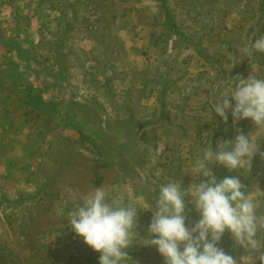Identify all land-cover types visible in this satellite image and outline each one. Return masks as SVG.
Here are the masks:
<instances>
[{
	"label": "rangeland",
	"instance_id": "obj_1",
	"mask_svg": "<svg viewBox=\"0 0 264 264\" xmlns=\"http://www.w3.org/2000/svg\"><path fill=\"white\" fill-rule=\"evenodd\" d=\"M261 36L264 0H0V46L18 48L30 93L0 125V264H99L67 221L97 188L135 206L146 237L160 186L193 183L209 133L215 146L253 132L264 152V130L214 113L238 77L264 78V53L243 51ZM213 171L240 175L264 220L260 153L239 174ZM187 215L189 227L199 220L191 205ZM218 247L262 264L229 232ZM129 256L165 264L138 243Z\"/></svg>",
	"mask_w": 264,
	"mask_h": 264
},
{
	"label": "clouds",
	"instance_id": "obj_2",
	"mask_svg": "<svg viewBox=\"0 0 264 264\" xmlns=\"http://www.w3.org/2000/svg\"><path fill=\"white\" fill-rule=\"evenodd\" d=\"M253 50L264 53V36L243 51ZM229 112L234 122L250 120L258 131L264 130V78L255 73L246 79L238 77L234 88L214 104L215 116L225 122ZM209 136L202 157L193 165V183L188 187L176 182L160 186L146 237L137 232L140 213L135 206L115 205L102 188L82 198L67 221L72 231L100 254L99 264H132L129 249L137 243L156 248L165 264H237V259L218 247L226 232L239 248L258 256L264 264V220L257 215L255 197L240 175L218 180L213 171L215 165H221L239 174L240 169H251L254 156L260 153L264 157V152L253 132L247 136L240 133L215 146L213 142L209 145ZM189 205L199 215L191 227L187 223Z\"/></svg>",
	"mask_w": 264,
	"mask_h": 264
},
{
	"label": "crops",
	"instance_id": "obj_3",
	"mask_svg": "<svg viewBox=\"0 0 264 264\" xmlns=\"http://www.w3.org/2000/svg\"><path fill=\"white\" fill-rule=\"evenodd\" d=\"M28 25L30 26V24ZM1 47L2 46H0V99H6V104H0V125H5L4 122L7 121L5 120L7 117L4 118V115H7L8 113L10 115L19 113V109L21 107V105H19V99L23 98V94L26 97H30V93L29 91H23L24 86H20L19 72H14V68L19 67V58H17L19 51L15 50L18 48L15 46H11L12 48ZM7 71H10L11 73L9 76L10 78L5 75ZM8 97L11 99H8ZM13 121L14 120H12L9 125H15Z\"/></svg>",
	"mask_w": 264,
	"mask_h": 264
}]
</instances>
